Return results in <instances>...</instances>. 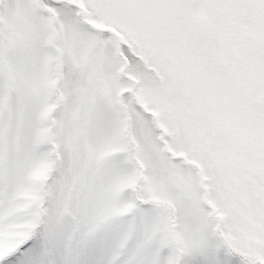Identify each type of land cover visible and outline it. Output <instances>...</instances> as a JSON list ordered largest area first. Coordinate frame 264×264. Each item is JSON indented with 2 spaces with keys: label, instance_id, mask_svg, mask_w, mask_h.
I'll list each match as a JSON object with an SVG mask.
<instances>
[{
  "label": "snow or ice",
  "instance_id": "obj_1",
  "mask_svg": "<svg viewBox=\"0 0 264 264\" xmlns=\"http://www.w3.org/2000/svg\"><path fill=\"white\" fill-rule=\"evenodd\" d=\"M0 264H264V0H0Z\"/></svg>",
  "mask_w": 264,
  "mask_h": 264
}]
</instances>
